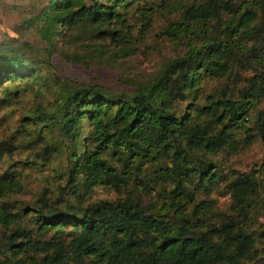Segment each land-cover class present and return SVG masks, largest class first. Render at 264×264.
<instances>
[{
  "label": "trees",
  "instance_id": "1",
  "mask_svg": "<svg viewBox=\"0 0 264 264\" xmlns=\"http://www.w3.org/2000/svg\"><path fill=\"white\" fill-rule=\"evenodd\" d=\"M144 1L35 0L23 26L43 46L0 42V101L10 102L28 89L56 87L47 111H27L20 126L39 123L38 129L49 133L32 159L62 156L65 164L52 170L66 178L56 195L59 203L28 207L36 234L53 232L46 239L27 229H8L19 211L0 204L3 244L10 252L0 264H19V254L28 251L43 264H264V227L253 231L228 216L219 222L224 215L215 211L213 200L200 198L223 178L213 156L236 143L238 129L247 131L245 115L264 99L263 17L257 24L249 5L230 8L218 32L209 36L198 27L209 17L205 8L196 0L181 6L178 20L164 33L191 41L143 83H78L60 79L50 63L55 52L72 63L131 55L125 16ZM144 20L143 27L150 17ZM59 41L67 49L58 48ZM246 68L253 69L251 78L230 89L231 74ZM205 78L222 82L206 92ZM256 118L262 127L264 110L256 111ZM32 142V137L16 144L0 141V158ZM26 162L30 168L42 164ZM11 185L0 180V194ZM95 185L127 192L82 206ZM226 186L232 208L247 207L254 199L264 207L257 181L248 173L233 171ZM152 195L168 201L159 199L155 208L145 200Z\"/></svg>",
  "mask_w": 264,
  "mask_h": 264
},
{
  "label": "rangeland",
  "instance_id": "2",
  "mask_svg": "<svg viewBox=\"0 0 264 264\" xmlns=\"http://www.w3.org/2000/svg\"><path fill=\"white\" fill-rule=\"evenodd\" d=\"M192 1L145 0L137 8H131L125 16L126 23L131 27L125 45L133 49L131 55H126L123 58H112L111 60L102 59L101 61L92 60L88 63H72L62 59L60 54L55 52L50 57V63L55 67L56 74L60 79L66 78L78 83L90 82L106 87L123 86L122 84L133 81L143 83L160 70L167 61L185 52L186 42L191 41V39L172 40L165 35L164 30L178 20L180 7ZM34 2L35 0H0V42L10 41L14 44L26 42L34 47L41 48L43 46L36 38L33 30L23 26V20L34 12ZM196 4L204 7L209 14L205 24H198L199 33L209 36L218 32L219 27L227 19V10L230 8L247 4L255 12L257 24L260 23L262 17L264 18V0H196ZM146 17H150V21L143 27V21ZM260 44L261 42L257 41V50ZM57 45L62 50L67 49V44L63 41H59ZM253 73L252 68H246L238 74L233 72L230 76L233 81L230 89L239 85L244 86L245 81L249 77L251 78ZM221 82L222 80L205 78L202 88L206 92H213L218 89ZM55 93V86L51 90L41 88L39 92L28 89L25 92H20L17 99L10 102L0 101V141L16 144L28 137L33 139L27 148L17 149L12 154L1 156L0 180L3 183L12 181V185L6 188L5 193L0 194V204L12 211H19L16 220L11 222L7 228L10 230L27 229V231L33 232L32 236L37 233V230L34 227L31 213H27L28 207L61 201V199L57 200L58 196L56 195L63 192L62 187H64L66 178L63 176L60 179V176L55 174L52 169L57 165L65 164V161L62 156L54 154L50 156L48 161L32 159L47 144L49 133L45 129H38L39 123H29V127L25 129L20 125L21 119L27 111L36 108L47 111L46 109ZM258 110H264V99L257 102L254 108L245 115L244 127L247 128V131L238 129L234 135L236 143L213 156L223 178H220L217 188L212 190L209 195L200 196L201 199H212L215 211L223 213V217L217 218L219 222L228 216L238 220L240 224L249 226L253 231H257L259 227H264V207H261V203L254 199L253 203L247 207L232 208V198L226 182L232 176L233 171L248 173L257 181L259 200L264 199V140L262 138L264 125L259 127L256 123V111ZM27 160H35L42 164L36 168H30ZM15 166L17 167L15 168ZM126 192L127 189L125 188L114 190L110 187L95 185L89 189L82 206L87 202L102 199L114 200L123 197ZM159 199L168 201L162 196L154 195L145 200L149 204L150 201L155 203V208H159ZM72 201L69 198V202ZM26 207L27 209H24ZM184 208L190 211L189 204H185ZM210 223H216L215 217L210 220ZM67 230L68 228H64V234L60 235L62 239ZM5 232V228L0 227V258L9 256L10 253L3 244ZM52 234V231H45L35 236L46 239ZM19 256L23 258L19 264H43L40 256L31 251H28L27 256L21 253Z\"/></svg>",
  "mask_w": 264,
  "mask_h": 264
}]
</instances>
